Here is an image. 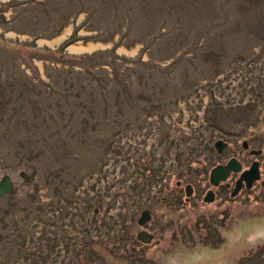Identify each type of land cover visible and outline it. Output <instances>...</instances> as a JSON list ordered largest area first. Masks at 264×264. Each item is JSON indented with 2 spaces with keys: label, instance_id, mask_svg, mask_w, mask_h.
<instances>
[{
  "label": "rangeland",
  "instance_id": "1",
  "mask_svg": "<svg viewBox=\"0 0 264 264\" xmlns=\"http://www.w3.org/2000/svg\"><path fill=\"white\" fill-rule=\"evenodd\" d=\"M263 123L264 0H0V264H264V197L175 187Z\"/></svg>",
  "mask_w": 264,
  "mask_h": 264
},
{
  "label": "flooded vegetation",
  "instance_id": "2",
  "mask_svg": "<svg viewBox=\"0 0 264 264\" xmlns=\"http://www.w3.org/2000/svg\"><path fill=\"white\" fill-rule=\"evenodd\" d=\"M253 109L252 105H249L248 112ZM264 124V123H263ZM262 124V131L260 130L259 133L254 131V134H250L247 139L242 138L240 142H236L239 146L238 148H233L236 154V157H231L230 159H236V161L240 164L241 168L238 172L230 171L224 181H220L217 185H211L209 182V173L206 176L205 174H201L200 178H207V184L203 185L204 189H198V186H195L193 182H177L175 187L178 190H181L179 194H182L179 200H183L184 203H188L195 198V201L199 204H212L215 201L226 203H232L235 199L242 197L243 194L248 195V193H252L253 197H264V125ZM253 126V125H252ZM251 139V141H250ZM253 140H255L256 145H253ZM223 143L227 146L230 145L227 141H224L222 138ZM232 145V144H231ZM256 162L258 164V172H259V180H255L251 182L250 187L246 186L245 181L241 182L240 188L235 195L232 196V192L234 190L235 183L239 179L241 171L246 170L250 167V165ZM227 162L218 163L217 165H224ZM247 164L246 167L243 165ZM211 170V169H210ZM190 185L191 192L189 196L185 194V187ZM201 187V186H200ZM208 191L212 192V200L209 202L204 201V197ZM249 196V195H248ZM177 200V198H176ZM227 205V204H226ZM149 210V209H148ZM152 217V216H151ZM139 216L136 219V223ZM150 220V219H149ZM148 220V221H149ZM138 225V224H137ZM155 228L156 231L160 228L159 222L153 221L151 219L150 222H145L141 227L136 231L135 239L138 241L137 233L139 231H145L150 233L153 237L155 235L154 232L150 231V227ZM149 240V242L153 239ZM131 249V248H130Z\"/></svg>",
  "mask_w": 264,
  "mask_h": 264
},
{
  "label": "water",
  "instance_id": "3",
  "mask_svg": "<svg viewBox=\"0 0 264 264\" xmlns=\"http://www.w3.org/2000/svg\"><path fill=\"white\" fill-rule=\"evenodd\" d=\"M214 146L217 148L218 151H220L222 147L225 146V144L221 141H217L215 142ZM240 168L241 166L236 161V159H230L226 164L217 165L210 170L209 182L213 186L217 185L220 181H224L226 179L230 171L238 172ZM20 175L23 177L24 181L28 179L27 174L21 172ZM257 179H259L258 164L256 162H253L248 169L243 170L240 173L239 179L235 183L232 196L237 193L242 181H245L246 186L250 187L251 182ZM12 190H13L12 181L10 180L8 175H4L0 179V196L3 194L11 193ZM190 192H191V186L188 185L185 187L186 196H189ZM211 195H212V192L208 191L204 197V201L205 202L211 201L212 200ZM149 219H150L149 212L147 210H144L139 216L137 223L141 226ZM151 237L152 236L145 231H139L137 233V238L143 242L149 241Z\"/></svg>",
  "mask_w": 264,
  "mask_h": 264
},
{
  "label": "trees",
  "instance_id": "4",
  "mask_svg": "<svg viewBox=\"0 0 264 264\" xmlns=\"http://www.w3.org/2000/svg\"><path fill=\"white\" fill-rule=\"evenodd\" d=\"M47 85V84H46ZM248 107H249V105H248ZM150 171V170H149ZM201 174H199V176H200ZM148 176H152L151 174H149ZM175 176V175H174ZM144 175H140L139 177H137L138 178V180H137V178L135 179V182L138 184V182H142L143 180H144ZM153 177V176H152ZM168 177V176H167ZM189 178V177H188ZM202 179V178H201ZM191 180H188L187 179V177H185V178H183L182 179V182H190ZM134 182V183H135ZM159 182H160V185H159V188L162 186L163 187V189L164 190H169L171 187H172V185H174V184H170L169 185V183H168V180H164V178L163 179H161L160 178V180H159ZM163 183V184H162ZM126 227L127 226H124V227H122V226H120V236H123V234H125V231H126ZM158 231H160L159 229H158ZM157 232V231H156ZM155 233V232H154ZM155 235L157 236V233H155ZM156 236L154 237V238H156ZM165 239H167V238H164V239H162V240H165ZM118 243V242H117Z\"/></svg>",
  "mask_w": 264,
  "mask_h": 264
},
{
  "label": "bare ground",
  "instance_id": "5",
  "mask_svg": "<svg viewBox=\"0 0 264 264\" xmlns=\"http://www.w3.org/2000/svg\"><path fill=\"white\" fill-rule=\"evenodd\" d=\"M69 32V29L67 30H65V32L63 33V35L60 37V38H58V40H56L55 42H58V41H60L67 33ZM71 50H74V51H80V50H83V48H78V49H76V48H71Z\"/></svg>",
  "mask_w": 264,
  "mask_h": 264
}]
</instances>
